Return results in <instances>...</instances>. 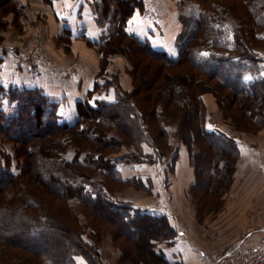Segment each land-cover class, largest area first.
<instances>
[{
	"label": "trees",
	"instance_id": "1",
	"mask_svg": "<svg viewBox=\"0 0 264 264\" xmlns=\"http://www.w3.org/2000/svg\"><path fill=\"white\" fill-rule=\"evenodd\" d=\"M139 1L98 0L92 3L96 24L103 27L108 22L110 25L106 34L101 33L104 40L97 43L100 49L107 48V53L114 51L110 44L118 45L121 42L119 37L124 36L144 54L161 60L169 67L184 62L183 65L190 69L217 79L223 89L233 93L232 103L239 101L256 127L264 125L262 58L251 50L254 46L251 38L264 39L258 35L264 31V0H192V10L181 16L183 26L176 58L153 49L148 39L139 38L126 30L133 3ZM114 24L118 25L116 30ZM139 63L137 60L136 64ZM182 76L189 78L187 72H183ZM177 78L168 70L163 72L154 68L152 75L140 80L137 90L131 93L118 87L112 101H91L88 97L79 100L76 102L78 118L72 123L59 121V101L50 98L42 89L5 86L0 82V138L16 142L19 161L17 173L0 164V242L3 243L0 264H101L94 246L81 233L73 230L76 226L75 203L86 206L91 213L103 216L107 221H117L120 230L127 229L126 233H122L125 237L132 238L134 233L141 231V241L137 239L127 243L129 250L122 252L121 261L133 257L129 246L137 255H144L147 259L140 264H159L163 261L161 254L155 250L156 244L162 241L169 244L176 236V230L167 216L147 213L128 202H118L109 189L113 184L129 182L118 176L117 160L124 163L140 161L141 155H136L135 151L123 157L106 154L117 149L114 144L122 146L130 141L136 144L135 150H138V139L143 136L154 146L157 159L163 156L173 159L177 155L176 147L170 142L166 122L171 121L169 118L173 116L174 106L179 105L183 119L175 137L187 146L189 163L194 169L196 160H199L198 154H202L203 166L198 167L197 172H206V181L197 189L205 191L203 196L211 188L215 196L222 194V188L216 193V187L212 186L213 174L233 173L238 158L227 135L208 130L203 125L204 114L195 87H182L184 83L175 86ZM159 79L164 81L159 82ZM166 82L169 84L164 87ZM155 86L157 89L153 94L151 90ZM97 87L99 84L95 83L94 88ZM14 101V111L8 114L2 104L10 106ZM172 107V110L168 109ZM104 123L116 127L117 136L109 130L102 129L103 135L95 131L96 126ZM203 143H209V147ZM193 145L195 150H192ZM42 158H50V161ZM93 169L101 174L98 179L91 175ZM32 180H37L43 189L36 188ZM42 193L66 201V206L62 207L65 214L61 211L63 219L53 212L50 199L40 198V203H36L34 196L40 197ZM202 200H198L200 211L208 208L210 203L205 201L208 200L205 197ZM4 204L10 205L4 207ZM104 209L110 213L104 212ZM139 221L153 225L150 230L156 233L147 232L145 226L138 228L135 224ZM8 230L12 231L10 235L3 234ZM33 237L39 240L47 238L50 246L39 248L38 240ZM10 249L16 254H10ZM90 249L94 251L90 252ZM19 250L26 252L25 260ZM80 255L85 258L84 262L75 259Z\"/></svg>",
	"mask_w": 264,
	"mask_h": 264
},
{
	"label": "rangeland",
	"instance_id": "2",
	"mask_svg": "<svg viewBox=\"0 0 264 264\" xmlns=\"http://www.w3.org/2000/svg\"><path fill=\"white\" fill-rule=\"evenodd\" d=\"M60 1L63 5H65L66 0ZM97 1L98 0H93L92 3ZM164 1L166 4L165 9L167 14L169 13L168 9L171 8L173 11L171 18H169V15H166L165 19H159L160 16H157V10H159L160 13L165 12L163 4L159 7L161 5L159 0H151V2L149 1L150 3L146 2V5L144 0H140L139 3H133L134 8L131 15H129V18L127 19L125 28L127 31L135 34L139 38L148 39L153 49L158 51L162 50L170 57L176 58L177 45L179 44L178 39L180 38V31L183 26L181 16L187 15L189 11L192 10V0ZM77 2L78 0H73L70 3L76 4ZM92 3L91 7L93 9ZM106 3L109 5L111 4L107 1ZM49 4L52 5L53 0H0V54L12 53L14 65L11 72L13 74L16 73L17 70H23L30 74L44 73V79L49 81L50 78H61L63 80H67L63 89L66 87V84H69V82L70 84L72 83L75 85L79 82V80L83 79L84 81L86 79L84 70L87 69L91 72L90 77L92 83H90V87L86 88L84 94H75V96H78L75 103L73 102L68 105V102H72L71 98L68 99V101H59L58 112L60 115L62 114L61 116L63 117L60 118V122L66 120L65 122L72 123L78 118L76 111L77 101H83L87 97L91 101H112L116 97L115 92L118 90V87L131 93L133 90H137L140 80H146L149 75H152L154 68H160L163 72L168 70L178 76L175 80V86L178 84L182 85V83H184L182 87L185 85V87L189 85L195 87V91L197 90L196 92H198L201 100V111L204 114L203 125L207 126L208 130L221 132L227 135L229 139H231V144L237 152V157H239L237 146H235V140H237L236 136L243 133L253 134L259 127H256L253 120L245 114V111L240 107L239 101H233L232 103V97L234 96L233 93L226 88L223 89L217 79L210 77L208 74L197 70L195 71L193 68L190 69V67L183 65L184 62L178 66L169 67L161 60L151 58L146 53L144 54V52L136 47L133 41L124 36L119 37L121 42L118 43V45L110 44V47L114 51L107 53V48L100 49L97 43L104 40V38L102 39L101 33L105 32L106 34V32L109 31L110 25L108 22H106L103 27H99L95 22L96 27L101 28L98 39L96 38L94 41H90L89 38L84 36V47H88L95 55V60H91L90 57H86L80 53V49L82 47L81 43L71 40L67 30L61 28L59 23H61L63 16L61 17L60 13H57L53 7L51 10V8H49ZM160 24H162L163 29L159 27ZM168 26H174L175 30H168ZM117 28L118 25H116L114 30ZM258 35L260 37H264V31L259 32ZM251 39L252 44H254L251 50L256 52L262 58L261 63L264 71V39ZM56 58L68 61H65L66 64H60L56 62ZM137 60L140 61L141 64H136ZM140 65L145 66V68L140 67ZM183 72H187L189 78L182 76ZM161 75H163V73ZM144 76L146 77L144 78ZM33 78L41 79L37 76ZM179 78H182L184 81ZM244 79L247 80L246 77H244ZM163 81L164 79H159V82ZM0 82H2L5 86H23L18 85V83L16 84L14 81L3 79L1 77V70ZM42 83L44 82L42 81ZM95 83L99 84V88H94ZM83 84L84 82L80 83L81 86H83ZM168 84L169 83L166 82L164 87ZM81 86L78 88L81 89ZM144 86H146L145 88H148L147 83H144ZM24 87L42 89L38 86L27 85ZM153 88L151 92L154 94L157 87L155 90H153ZM145 90L147 91L148 89ZM43 91L50 97V94H48L47 91ZM15 103V101L12 102L9 104L10 106L2 104V107L8 114H10L14 111L13 105ZM159 104L162 106L161 103ZM168 109L172 110L173 107ZM180 110L181 108H179V105H176V107L174 106L173 116L169 118L171 121L166 122L168 124L167 128L169 130L168 135L170 142L174 145V147H176L177 155L173 159L166 158L164 156L157 159L154 146L143 136L138 139V150H135L136 144L130 141L129 143H123L124 145L122 146L114 144L117 149L112 150L115 152L112 151L106 154L112 156L119 155L123 157L129 156L130 153L135 151L136 155H141L140 158L142 159H140V161L124 163L122 162L123 160H117L115 167L118 172V176L128 180L129 182L126 184H113L109 187V189L112 190L114 194L113 196L116 200L118 199V202H128L135 207H140L142 210L144 209L146 211L148 210L155 215L163 214L167 216L170 224L176 223V212L179 215L181 212L178 210L176 211V207L172 205L175 204V201L172 200V195L168 197V192L166 193V191L168 190L171 194L172 190H174V188L178 185L177 178L179 174H176L178 169L174 167V162H176L175 160H178L180 156L185 158L186 155H188L187 146L183 142L178 141L175 137L176 131H179L177 129L180 127L183 119V113H179ZM173 118L174 120H172ZM104 121L106 120H103V122ZM125 121L126 120H123L122 122L127 123ZM107 123L109 122L107 121ZM102 129L109 130V133L117 136V134H115L117 132V128L111 127L110 124L104 123L101 124L100 127H95V131L103 135L104 132ZM187 138L189 139V135H187ZM113 141L115 142L114 139ZM203 144L209 147V143ZM195 145H193L192 150L196 149ZM17 146L16 142L0 138V164L2 166L9 167L14 173L19 172V161L17 160L18 156H16ZM213 152L216 153V151ZM198 156L199 160H196V169L190 165L193 174V182L187 187V192L190 196L189 201L194 205L195 218L198 222H201L207 217L213 218L212 216H217L218 213L222 214L225 211L226 193L231 191V187H241L242 184H240V181L235 182L234 173L236 168L234 169V172L232 171L233 173L224 171L215 175L213 174L215 177L213 178L212 186L216 187V193L220 188H222V191H220L222 194H216L215 196V192L211 188V190L206 191L207 194L203 196L205 191H198L197 188L205 184L206 172L205 174L197 172V168L203 166L202 154H198ZM42 159L44 161H50V158H47V160L44 158ZM91 175H93L94 179H98V175L101 176V174L95 169L92 170ZM32 183L36 188H39L40 191L43 189L42 185L37 180H32ZM19 191L20 190H18V192ZM210 191L211 195L207 196ZM231 196L234 197L237 195L235 194ZM34 197L36 198V203H40V198L42 200H45V197L46 199H50L53 212L56 216L60 215L58 216L59 219L64 218L63 215L65 212L62 210V207L64 205L66 206V201H60L61 199L55 198L52 195H44V193H42L40 197ZM166 197H168V199H164ZM203 197L207 198L208 200L205 201H209L210 203H208V208L205 207L203 211H200L198 210V200L200 199V201H203ZM165 200L169 202L168 206L173 213V216L171 217L167 213L169 211L162 208V203ZM9 205L10 204H4V207H9ZM104 210V212L107 211L110 213L107 209ZM61 211H63V215ZM74 211L76 212L74 213L76 226L73 227V230L81 233L84 239L94 246V250L99 256L98 258L101 264H140L141 261L147 260L144 255H137L136 251L131 246H129V248H131L130 250H132L130 255L133 257L128 260H120L122 252L129 250L128 247H126L127 243L130 244L129 242L131 241L133 243V241L135 242L137 239L141 241V231L137 234L134 233L132 238L125 237L122 233H126L127 229L125 228L124 231H122V229L120 230L117 225V221H107V219L103 218V216H97L91 213L86 206L84 207L77 203H75ZM252 212L255 213L254 211ZM261 217L264 218V210L261 212ZM135 225L140 229L142 226H145L147 232L156 233L155 230H150L154 226L149 225L144 221H139L138 224ZM10 232L9 230L4 231L3 234L10 235ZM33 238L38 240L37 244L39 248L43 249L50 246L47 238H44V240H39L37 237ZM36 240L32 241L35 242ZM2 245L3 243L0 242V247H2ZM157 245L158 244L155 246V250ZM94 250L90 249L89 251L92 252ZM9 252L13 255L16 254V251L13 249H10ZM19 252H21L20 256L22 259L25 260L26 252H22L21 250H19ZM2 256L3 253H0V257ZM75 259L78 262H84L85 258L80 255L75 256Z\"/></svg>",
	"mask_w": 264,
	"mask_h": 264
},
{
	"label": "crops",
	"instance_id": "3",
	"mask_svg": "<svg viewBox=\"0 0 264 264\" xmlns=\"http://www.w3.org/2000/svg\"><path fill=\"white\" fill-rule=\"evenodd\" d=\"M72 1L66 0L63 5L60 0H53V4H49V8L52 10L53 7L61 17L63 16L59 25L67 30L71 40L81 43L80 53L95 60L94 52L88 47H84V36L90 41H94V39H98L101 32V28H97L94 21V12L91 7L93 0H78L76 4L70 3ZM149 1L151 2V0H144L145 5L146 2L150 3ZM159 2L161 3L159 7L163 4L165 10L164 13L157 10L159 19H165L166 15L171 18L172 9H168L169 13L167 14L165 1L159 0ZM159 27L162 28V24ZM168 27V30H175L174 26ZM0 58L3 79L14 81L18 85L38 86L57 101H68L71 98L72 102H68V105L75 103L78 99V96H75L76 93L84 94L86 88L90 87V83H92L91 72L87 69L84 70V66L86 79L79 80L75 85L69 82L63 89L67 80L55 77L54 79L50 78L49 81L44 79V73L30 74L23 70H17L13 74L11 72L14 65L12 53H1ZM65 61L68 60L56 58L57 63L66 64ZM36 76L41 79L33 78ZM81 82H84L83 86L80 85ZM80 86L81 89L78 88ZM236 139L235 146H237L239 157L234 178L235 182L240 181L242 186L231 187V191L225 195V211L222 214L218 213L217 216H212L213 218L207 217L201 222L196 220L194 205L189 201L190 196L187 192V187L193 182L188 155L185 158L180 156L178 160H175L174 167L178 169L176 174H179L178 185L171 194L168 190L166 193L168 192V197L172 195L171 198L175 201V204L172 205L176 207V211L181 213L179 215L176 212V223L171 224L177 235L172 238L169 244L162 241L156 247L163 259V261H159V264H211L210 254L213 251H227L236 245L250 247L259 244L261 239H264V218L261 217V212L264 210V125L253 134H238ZM235 194L237 196H231ZM168 197L164 199H168ZM168 203L165 200L162 203V208L168 210L167 213L171 217L173 213ZM146 212L151 213L148 210Z\"/></svg>",
	"mask_w": 264,
	"mask_h": 264
},
{
	"label": "built area",
	"instance_id": "4",
	"mask_svg": "<svg viewBox=\"0 0 264 264\" xmlns=\"http://www.w3.org/2000/svg\"><path fill=\"white\" fill-rule=\"evenodd\" d=\"M211 264H264V239L250 247L236 245L227 251H213Z\"/></svg>",
	"mask_w": 264,
	"mask_h": 264
},
{
	"label": "snow or ice",
	"instance_id": "5",
	"mask_svg": "<svg viewBox=\"0 0 264 264\" xmlns=\"http://www.w3.org/2000/svg\"><path fill=\"white\" fill-rule=\"evenodd\" d=\"M201 55H207V53H202Z\"/></svg>",
	"mask_w": 264,
	"mask_h": 264
}]
</instances>
